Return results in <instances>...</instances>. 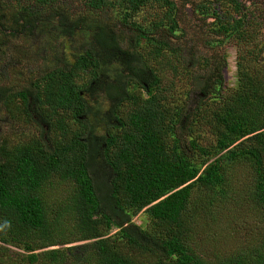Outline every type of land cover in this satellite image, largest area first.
Here are the masks:
<instances>
[{"label":"trees","instance_id":"1","mask_svg":"<svg viewBox=\"0 0 264 264\" xmlns=\"http://www.w3.org/2000/svg\"><path fill=\"white\" fill-rule=\"evenodd\" d=\"M79 1L83 11L73 14L66 0H0V51L3 39L17 35L45 33L50 47L44 69L24 72L20 88L0 79L8 119L36 131L21 145L0 136V242L34 252L88 241L78 249L87 252L79 264H264V48L239 56L235 90L208 108L202 102L223 86L222 66L207 58L212 70L205 76L192 71L196 63L175 58L183 50L172 42L179 23L173 0ZM203 1L195 10L217 33L251 39L256 29L247 19L257 17L255 5ZM117 30L130 32L133 42L125 46ZM180 64L194 86L186 94L200 97L189 110L163 89L165 70ZM203 119L214 122L215 152L225 153L202 171L203 162L189 155L195 142L184 144L180 135ZM242 165L251 176L243 201H253L261 238L235 256L205 261L185 247L184 217L192 208L223 205L235 182L230 170ZM55 186H69L58 211L74 220L72 239L64 237L66 223H49L59 214L48 205ZM204 192L213 198L204 200ZM143 210L149 231L133 223ZM109 227L116 229L111 237ZM41 254L59 262V250Z\"/></svg>","mask_w":264,"mask_h":264},{"label":"rangeland","instance_id":"2","mask_svg":"<svg viewBox=\"0 0 264 264\" xmlns=\"http://www.w3.org/2000/svg\"><path fill=\"white\" fill-rule=\"evenodd\" d=\"M173 1L176 3V14L179 23L177 30L178 39H172V42H174L173 44L176 47H180L183 50V56H176L175 58L182 62L196 63L192 71H198L200 75L205 76H209L212 70L211 65L208 68L204 65L206 63L204 60L208 61L209 64L212 62V59H207L209 57H215L217 59L216 62L222 66V70L224 67H227L223 71V74L221 70L223 86L221 88L215 86V90L211 95L202 102L207 103L208 108H215L217 103L223 102L224 98H227L236 88V63L239 56L249 57L258 55L262 48H264V0H245L244 2L250 9L255 5L259 11L254 22L251 19H247L248 23L251 24L252 22L256 29L255 32L251 33V39H246L245 37L247 36L242 35L235 37L222 32L217 33L218 26L215 25L214 21L201 16L195 10L197 4L204 3L203 0ZM66 2L69 13H82L83 9L79 0H66ZM224 10L222 7L217 8L219 17L223 16ZM89 16L94 15L91 14ZM143 22L142 24H144ZM117 32L122 35L125 46H128V42H133L130 32H121L119 30ZM18 36L3 39L5 50L0 51V79L3 85H6L8 88H20L25 83L23 73L29 70L32 73L42 71L44 69L43 58L50 56L48 55L50 47L48 46L45 33L40 34L38 37L24 39ZM26 39L29 41H26ZM172 68H175V66H172ZM177 68L179 69L167 68L165 70L163 89L165 94L173 97L176 104H184L185 108L189 110L197 105L200 97L198 94L192 92L186 94L189 89L194 87L193 83L188 75V71L183 68L182 64L178 65ZM188 68L191 69L190 65ZM213 125L214 122L211 123L209 120L203 119L193 124L190 127V131H186L185 134L180 135L181 141L184 144L189 143L190 140L195 142L197 146L196 150L190 151L189 155H194L192 157L193 162H203L202 171L209 165L217 162L225 153L215 152L216 133ZM33 134H36L34 126L32 127L20 122L17 124L13 123L8 119V115L0 104V136L3 140L7 143L21 145L33 139ZM243 140L235 143V145ZM198 148L206 149L210 152L209 155H202ZM229 175L235 182L233 185L230 183V191L223 205L215 201L214 205L211 207L207 206L204 211H197V209L192 208L184 217L183 232L185 247L194 255L208 262H214L216 258L220 257L235 256L237 253L245 251L246 247L253 245L255 239L261 238L262 229L257 228L252 214L253 207L249 204L253 203V201L250 198H247V202L243 201L245 199L244 192L249 187L251 181V176L247 172L246 166L235 167L230 170ZM68 189L69 186L61 188L55 186L50 191L52 196L48 205L53 206L54 211L59 214L54 213L49 215V223L56 225L59 224V220L62 223H66V225H63L66 228L64 237L72 239L75 237L71 229V224L74 220L68 215L61 216L63 213L58 211L59 205L66 202V197L67 195L69 196L70 192ZM200 197L204 200L213 198L211 195H205V192ZM133 223L146 231L150 230V222L145 210L134 216ZM109 229L107 237H111L116 233L115 228L109 227ZM153 232L157 237L163 236L156 229ZM87 242L55 245L48 249L34 252L26 251L24 248L16 247L11 243L0 242V264H79L81 257H85L87 252L78 249ZM50 250H59V262L51 263L49 259L41 254ZM30 254H37L35 262L29 261L28 256ZM80 264H85V262H81Z\"/></svg>","mask_w":264,"mask_h":264}]
</instances>
